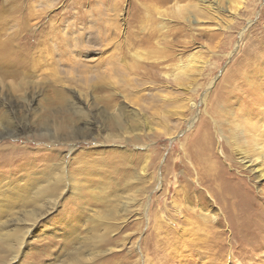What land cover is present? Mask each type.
Returning a JSON list of instances; mask_svg holds the SVG:
<instances>
[{"label":"rangeland","instance_id":"obj_1","mask_svg":"<svg viewBox=\"0 0 264 264\" xmlns=\"http://www.w3.org/2000/svg\"><path fill=\"white\" fill-rule=\"evenodd\" d=\"M234 2L0 0V101L30 102L16 112L32 126L0 136V174L20 162L41 186L66 157L71 184L33 206L25 172L3 177L14 264H59L73 247L81 264H264V176L232 143L260 125L264 144V0ZM67 103L97 120L91 136L38 138ZM118 114L121 130L106 120ZM100 155L127 162L104 182L74 171Z\"/></svg>","mask_w":264,"mask_h":264},{"label":"bare ground","instance_id":"obj_2","mask_svg":"<svg viewBox=\"0 0 264 264\" xmlns=\"http://www.w3.org/2000/svg\"><path fill=\"white\" fill-rule=\"evenodd\" d=\"M241 1L242 0H236V2H234V3L239 5L241 3ZM177 13H181V10L179 8H178ZM6 51L7 50H3L2 53L0 54V56H3L4 53L6 54ZM7 53H9V52L7 51ZM136 57L138 59H140L139 55H136ZM72 63H74V62H72ZM99 89H101V88H99ZM57 95H60L62 97V94L58 93ZM61 97L57 99L58 102L59 101H63V99ZM24 102H25V105H22V103H20L18 105L16 104L15 106H12L11 105L12 102H11L10 105L8 103L5 105V101H3V100L0 101V136H2V135L14 136V134L17 135V134H19L20 131H27L30 127H32L26 121L27 120L26 119L27 118L26 114H23V116H20L19 113L16 112V111L19 112L18 108H21V107L27 108L26 107V103H27V105H29L30 102H26V101H24ZM68 105H69V108H70V113L67 114V117H65V119H62L63 120L62 123L59 122L57 124V126H56V122H53L52 124L43 123L41 126L44 128L45 132H43V135H40V137H38V138H46L47 140L50 139V140H52V142H54L55 139L57 140V139L63 138L64 140L68 141L69 143H72V144L75 145L78 142L79 139H83L85 137L87 138V137L91 136L90 133L89 134H87V133L91 131L92 127H95V125L97 126V122H96L97 120L95 121V119L93 120L91 117H88L87 118L88 121H86L85 120L86 119V115L78 107H75L76 105H74L73 103L71 105L70 104H68ZM60 106H62V104ZM20 111L25 113L26 109H24V111H22V109H21ZM102 117L105 118V116H102ZM75 118H77L79 121H78V123L76 125H74L72 127V120L75 119ZM119 119H120V114H118V116H110L106 120H108V122L111 123L112 127H114L117 130L118 129L121 130L123 125H121V123H119V121H118ZM239 119L246 120L245 116L242 115V114L240 115ZM16 121H19V124H16L15 123ZM67 122H69L70 125H67L66 124ZM259 126H257L253 130V133L249 137V139L251 138V140H252V144L249 145L247 141H244L245 145L247 147L246 146H238L240 144L235 142V140H236L235 138L236 137H234L232 143L235 146L234 149L238 153L243 155L244 159L245 158H249L251 164H254V163L258 164L259 173H260L261 177H263L264 176V144L262 142H259L258 139H253V138L256 137V134L258 132ZM102 127H103V125H102ZM66 130H69V132L65 133ZM233 131H234V134L236 136H240V135L245 136L244 133H243L244 131H243L242 124H236V126L233 128ZM4 150H7V148L3 147L1 145L0 146V152L4 151ZM15 150H17V149H15ZM100 156L98 158H95L97 160H95L93 158H91V159H86V158L83 159L84 161L80 162V163H82V165H80L78 163V165L81 168L79 166L78 167L74 166L73 167L74 171H78V170L80 171L81 169L86 170L88 173L93 172V171H98V173H99L100 171H102L103 174L100 177H101V181L104 182V180L106 178H108L107 174L110 173L111 176H112V173H113V175H115V172H113V171H115L114 167H116L117 165L121 166L119 164L125 165L126 162H127V160H125V158L122 157V156L115 157V156H109L108 155V156H105V158H103L102 155H100ZM64 158L65 159H62L61 163L51 162L49 164L44 165L45 169H47V172H49V173L50 172H55L56 173V176L52 175V178H50V179L48 178L49 180L46 179L45 180L46 182H44V185L40 186V183L42 182V180L40 179V176H42V177L45 176V172L41 173L37 177H33V178L28 177L27 176L28 173L25 170L23 171V169L21 167H19L20 166V162H15V165L17 164V167H18V168L16 167V169L13 168V167L11 169L9 167H6V169L2 172V174H0V182H3V180H4L3 177L4 176H6V178L7 177L11 178V177L17 175L20 172H22V174L25 172L26 176L24 178L21 177V180H19V181H23V182L25 180V183L22 184L24 187L21 186L22 188L20 190L23 193L22 195L23 196L25 195V197L27 199H32V200L35 199V201H33V202L31 200V203H33L32 204L33 206L36 203L40 202L42 199H45V198L46 199H52L53 197L56 198L58 196L59 189H61L62 187H66L67 185L69 186V184H70L69 183V176L67 175L68 174V167H70V166H68V163L65 164L66 157H64ZM3 161H6V159H4ZM43 161H47V159H44ZM8 171H11V172L6 174V172H8ZM7 179H9V178H7ZM50 181H52L51 184H49ZM6 182L10 183L9 181H6ZM75 182H76V180H75ZM1 185H2V183H0V186ZM17 187H19V186H17ZM29 194H30V196H29ZM21 201L26 202L27 200H21ZM26 235L28 237V232L26 233ZM10 242H14V243H18L19 242L17 249L20 248L21 245L23 244L22 239L19 241V236L16 235V234L10 235L6 239L0 237V264H14L15 260H17L18 250L20 252V249H18L16 251L17 254L15 256L11 255L12 251H13V249H12L13 245H9ZM75 243L78 244L77 242H75ZM73 248H75L76 251H73V252L71 251V253L68 252L69 254L67 253V255H66V257L64 259L63 258L62 259L59 258V260L61 259V262H59V264H81V259H80L81 252L76 247H73ZM64 250H66V249H64ZM6 254H8V255L6 256ZM63 255H65V252H64ZM8 256H9V258L7 260L6 257H8ZM56 261H58V260H56ZM3 262H5V263H3Z\"/></svg>","mask_w":264,"mask_h":264}]
</instances>
